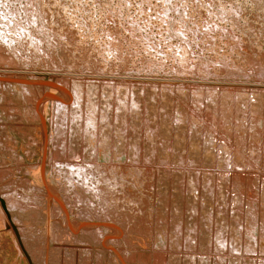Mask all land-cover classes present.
<instances>
[{"label": "bare ground", "instance_id": "6f19581e", "mask_svg": "<svg viewBox=\"0 0 264 264\" xmlns=\"http://www.w3.org/2000/svg\"><path fill=\"white\" fill-rule=\"evenodd\" d=\"M54 1L55 0H53V2ZM189 1H192V0H189ZM194 1H192V2H194ZM50 2L48 3L47 0H4V2H3V0H2V2L0 3V92L12 91V93H14L13 87H16V88L19 87L24 99L28 102H31L34 98V95H35L34 93H37V91H40L44 87L46 89L44 94L41 96L40 100H38V103L36 105H33L30 107L29 112H30L33 119L37 118L40 121V126H41L40 133L42 136L41 138L43 140L41 139L42 147L41 146L40 147L42 148V152H41L39 167L37 168L36 177H38L40 179V181H42V183L47 187L46 188L47 189V195L45 197H43L39 193L38 189H36L35 187H33L34 188L33 190L30 189L31 190L30 192L27 190L25 193H23L21 195L16 191L12 192L13 191L12 189L10 192V190H9L10 188L8 187V189H7V186H6V188L3 187V188H5V190L7 189L6 192L2 191L3 193L0 194V205L2 206V215H3L2 217L3 218L5 217L7 220L6 223H7L8 227L6 229L10 230L9 232H10V234L12 233L11 235L13 237L14 236L16 237V239H15V237H14V239L17 240L16 242H17V244H19L21 252L25 255L29 264H61V263L62 264H74L77 261L80 264H90L91 261H94V262L96 261L97 264H104V257L105 256L102 254V252L96 251L97 249L96 250L92 249L91 246H89L88 244L84 245V243L82 242L83 245L80 246L79 244L81 243V241L77 240V242H80L77 244L79 247L73 249V248L65 247L63 242L62 243L59 242L62 240V239L60 240V238L63 236L62 232L64 233V231L61 229V226L63 225L66 228V226L68 224H71V225L73 224L74 225L73 228L75 229V231H77V233H79L80 235L87 237L88 241L93 243V245L95 242V244L96 243L101 244V246L105 247V248L111 247L109 249L110 251H108L109 252V258L111 257L110 258L111 262L109 261L110 264H127L126 262H128L129 259H132L131 257H133L134 254H133V252L128 251L127 246H124V245H127L126 243L121 245V247H120V245H119L120 244L119 243L120 242V238H119L120 236H117L119 234L118 231L121 230L123 232L122 226H124V220L125 219H126V221H125L126 223L128 221V225H129V220L132 222V217H131L132 215L131 214H134L133 216H135V215L138 216V218H139V216L141 217L142 216L141 214H143V211H144V213L146 211V210H144V206H145L144 204H146L147 202H151L152 200L149 201V192H146V191H149V189H147V187H146V184H148V182L145 183V180L147 178L146 179L143 178L144 176H143V174H141V171L139 169L140 167L137 168L139 165L136 167V166H132L131 164H127L126 162L128 160L126 158L129 157L128 159H130V161H129L130 163L132 162L133 159H137V158L138 159L142 158L140 160L149 159L150 155L154 153V152H152V150H154V148L156 146L155 137H157V135L159 137L158 141L160 139V146L159 147L157 146L158 149H166L167 150L168 147L170 146L169 145L167 147V144H166L167 143L166 141H168V139L166 140V138L168 137L169 133H173V136H175V138H172V139H176L175 141H173L175 143V144H173L175 147H172V150H173V148L176 150L177 148L180 147L181 144L182 145L185 144L186 146L189 147V150L186 151V153L184 152L185 154H187L186 155L187 158L195 156L196 160L200 161L201 163H204V164L210 165V166L214 165L216 167L219 166L222 169H220L221 171H219L218 173L216 172V174L214 172L213 173H211V172L207 173L206 172V173L201 174V172L198 173L199 171L198 172L196 171L197 173H195V174L193 172H191V173H188V176H185V175L180 176L179 180L183 179V182L179 183V185L176 186V188L178 189L177 194H175V193L170 194L168 192V196L162 195L161 193H158L159 187L156 185V180H155V188L157 191V197L155 198V200H156L155 202H156L157 208L155 209V207H154V211L156 210V213L154 212L155 217L153 218V221L155 223L153 221L152 222L154 223L155 228H153V229H154V233H155L156 237L157 238L163 237V238H166V240H167L168 244L166 246L170 249V253L166 252V253H168L167 256L169 255V258L167 260V262H168L167 264H264V249H262L261 246L256 245L260 240L256 244H254L255 241L252 242L247 237V235L250 234L249 232H251V230L254 228V226L259 225L258 226L260 229V232L258 231V233H260L259 237L261 239H264V231H263L264 230V181L263 182L256 181L257 177L254 178L256 180L248 179L247 181H245L243 179L244 178L243 177L244 171L237 169V167H239V168L241 167V163L244 164L245 167L248 166V168H253V166L251 167L250 164H248L249 160L254 159V157H257L258 155H262L261 151L258 150V148L260 147L259 145H261V144H259V145L257 144L256 146H254L255 145L254 144L253 145L254 147H253L252 144H250V143L252 142V138H254V139L256 138L255 134H257L258 132L260 133V129H262V128L264 129V116L262 119L261 118L262 116L260 114H257V112L262 108L261 107V105H262L261 100H262V93L264 92V89L262 87H259L263 90H259L258 88H256V89H258V91L256 90L255 92H253L250 90V91H247V93L245 91H243V93L241 94L245 100V101L243 100V102L248 103L246 106L247 110H250V111H247V112L244 111V112L253 113V114H251V113L250 114L249 113L248 114L240 113V114L244 115L243 116L244 120H243V118L239 119L240 120L239 122L241 123V125H239L240 126L239 128L243 129V127L244 128L246 127L250 131L249 135L251 138H250V140H248V144H247V140L244 141V144L240 143L241 138H238L239 139L238 144H236L235 141L232 142V138H230L231 136H229L227 138L222 134V132H220V130L218 128H221L222 125L224 126V129L225 130L228 129L229 132H230V130L233 129L234 125L237 126L236 125L237 123L236 124L228 123V121L226 120L227 118H225L226 115L225 116L223 115L224 117H222V118H224L223 122L220 121L221 118L218 119L219 123H220V127L217 126L218 128L216 127V125H214V124H217V125L219 124L218 120H217V122L214 121L216 119H214L212 121L211 119L215 118V117L211 118L212 114H209L210 112H208V114L210 115V122L202 123V125L199 127L197 125H196V127H194V126L191 127L190 124L188 123V118L186 117L188 115L185 116L184 114H182L183 112H181L180 114H178V116H177V114H176V116L175 115L173 116L167 110L168 114L165 112V114L161 115L160 122L158 121L157 125L155 123L157 120H155V122L153 123L155 126V129H157V130L154 132L153 129H152V131L150 129V132H148L147 135L144 137V138H146V141H144V142H147V143L144 144L146 149H144V148L143 149L145 151H147V153H149V154H147L145 152L147 154V155H145V153L142 152L144 154V158H143V157H141V152H138L141 148V145H140V148H138V145L140 144V139H139V136H140L139 133L140 132L138 131L139 129H137V126L140 124L142 125V122H143V121H141L142 115L141 116H139V115L142 113V110H144V107L141 105L142 103L139 101V99L136 96V94H138V92L140 91L139 85H141V84L143 85V83H141L142 81L140 82V84L139 83L136 84L138 86L137 88L131 84V85H129V86H132L130 88H127V86L126 87L124 86V87H122V89H120L119 88L120 83H118L119 84L118 87H114V84H116V82H118L119 80L115 81V79H116L115 77L105 76L102 74L101 75L100 74H96V75L91 74L92 76H90V77L87 76V77L89 79L90 78H92V79L89 80L86 78V80L84 81L82 79H79V77H82L83 75L82 76L78 75L79 77L78 76L72 77L73 75L68 74L67 72H63L64 73L63 75L58 74V72H57L56 76L57 77L60 76V79L59 78L56 79L57 82H59V85L56 84V81H52L53 79L51 81L50 80L47 81V80L37 78V77H33V76L32 77H26V76L24 77L23 73L28 71L29 69H27L25 71L20 70L21 66L24 69V68H26L25 66H27L28 63H30V61H34L35 59L38 62L40 61V59H41V61H42V59H43V61H45V59H47V58L49 59L50 57L53 56V52H54V54H57L55 52H59V50L61 51L62 56H60L61 54L58 53V54H60V55H58V58L60 59V60H58L59 61L58 65H61V63H63L65 65L66 60H67V62L71 63V65H77L78 67L79 66L84 67L90 61V60H85L87 57L84 59V56H76L74 54L75 52L74 53H73V51L71 52V50L66 47V46H68V44L67 45L65 44L66 41H69L70 44L71 43L73 44L76 40L75 32H73L71 29L72 27L69 26V24L72 23L71 22L72 19L70 21H68L67 17H66L67 19L66 18L64 19V17L61 18L62 17L61 15H59V16H57V18L53 19L54 16L56 17L57 13L60 14L62 12L61 11L62 8L60 9L58 6L55 5L56 1L54 3L52 2V4ZM173 2L175 3V0ZM182 2H183V0H182ZM192 2L190 4H192ZM178 3H179V1H178ZM186 3L187 2H183L182 4H184V6H185ZM188 3H187L186 7H188ZM194 3H196V2H194ZM163 4H165V7H166V3L163 2ZM179 4H181V3H179ZM198 4H199V6H201L200 2ZM212 4L213 3H211V5ZM161 6H162V3H161ZM180 6H182V5H180ZM180 6H177V8H179ZM206 6H205V10H206ZM54 7L58 8L57 9L58 11L54 10L55 9ZM162 7L165 8L164 6H162ZM192 7H193V5H192ZM163 8H161V9H163ZM174 8H176V7H174ZM200 8H199V10H200ZM180 9H181V7H180ZM186 9H188V8H186ZM193 10L195 11V8H193ZM184 11H185V9H184ZM189 11H191L190 8H189ZM196 11L198 12V10H196ZM196 11L192 14L195 15ZM176 12H179V11H176ZM191 12H187V13L191 14ZM181 13H183V12H181ZM209 13H208V15H209ZM212 13H214V11ZM212 13H210V14H212ZM160 14L162 15V13H160ZM143 15H144V13H143ZM164 16H165V14H164ZM179 16H182V15H179ZM58 17H60V19H58ZM183 17H184V13H183ZM183 17H182V19H183ZM192 17L194 18L193 15H192ZM201 17H203V16H201ZM160 18H161V16H160ZM185 18H187V17H185ZM218 18H219V16H218ZM61 19H64V20H61ZM162 19L163 18H161V20ZM178 19L181 20L180 17ZM212 19H213V17H212ZM53 20H54V22H53ZM58 20L61 21L60 25H61V27H63V30L65 32L63 31L62 33H60L61 31L60 32L58 31V33H60V34H58V36H56L57 35L56 34L57 26H56V31H55V28H53V26H55V22H57ZM148 20H149V18H148ZM201 20H199V21H201ZM182 21H184V20H182ZM182 21H180V22L182 23ZM204 22H205V20H204ZM145 24H146V22H145ZM147 24H148V22H147ZM60 25H58V26H60ZM188 25L185 27L186 28L189 27ZM224 25H225V23H224ZM87 26H86V28L89 29ZM164 26H166V25H164ZM168 26H169V24H168ZM174 26L177 27V25H174ZM211 26H213V24ZM205 27L206 26L204 25L203 28H205ZM59 28L60 27H58V29ZM87 29H86V31L89 32L90 29L89 30H87ZM115 29L117 30V28H115ZM115 29L113 31L114 35H116V33H118V30L116 33H114ZM218 29H219V27H218ZM61 30H62V28H61ZM179 30H180V28H179ZM182 30L184 32L180 30L181 32H178V33L184 34L185 31H187L188 29L187 30L182 29ZM201 30L203 31L202 28H201ZM201 30H200V32H201ZM206 30H207V28H206ZM221 30H222V28H221ZM191 31H190V33H191ZM225 31L227 32V30H225ZM176 32H177V30H176ZM195 32L197 33V31H195ZM226 32H224V34ZM93 33H94V31H93ZM171 33H173V32H171ZM186 33H188V31ZM186 33L184 35H186ZM192 33H194V32H192ZM206 33H207V35L204 34L202 36H205V37L209 36L208 31ZM110 34L111 33L108 32V36ZM201 34H203V33H201ZM82 35H83V33H82ZM117 35H120V34H117ZM214 36H211V38ZM234 36H235V34H234ZM119 37H121V36H119ZM119 37H117V39ZM196 37H197V35L195 36V38ZM220 37L222 38V35ZM110 39L112 41V37L109 38L108 40H110ZM206 39H208V37ZM120 40H122V38ZM77 41L78 40H76L75 43H77ZM206 41H208V40H206ZM210 41H212V40L210 39L209 43H207V44L211 45ZM215 41H212V45L215 43ZM119 42L117 40V43H118L117 46L119 45ZM239 42H240V40H239ZM109 44L111 45V43H109ZM112 44H115V42ZM157 44H158V42H157ZM240 44H242V43H240ZM214 45H216V44H214ZM111 46H114V45H111ZM120 46H121V43H120ZM120 46H118V47H120ZM211 47H213V46H211ZM176 48L178 50V47H176ZM176 48H175V50H176ZM253 48H254V46H253ZM113 49H115V48H113ZM122 49L120 47L119 50H122ZM119 50H118V52H119ZM111 51H112V49H111ZM188 51L189 50H186L187 53H189ZM114 52L115 51H113V53ZM116 52H115V54H116ZM180 52H182V50ZM235 52H237V51H235ZM106 53L107 52H105L104 54H106ZM108 53H109V51H108ZM119 53L121 54V51ZM176 53H177V51H176ZM51 54H52V56H51ZM109 54L111 55V52ZM184 54H185V52H184ZM118 55L119 54L114 55V58H115V56H118ZM166 55H167V53H166ZM187 56H189V55H187ZM55 57H57V56L55 55ZM108 57H109V55H108ZM258 57L256 58V60L258 59ZM104 58H102V59H104ZM122 58H123V56H122ZM126 58H127V56H126ZM174 58H176V57L174 56ZM184 58H185V56L183 57V59ZM54 59L55 58L53 57V60ZM107 59H109V58H107ZM180 59H181V57H180ZM183 59H182V62L183 63L185 62V64H186L187 59L185 58L184 59L185 61H183ZM191 60L192 59H190L187 62H190ZM246 60H247V58H246ZM253 60L255 61V59H253ZM36 61H35V63H37ZM54 61H56V60H54ZM144 61H145V59H144ZM231 61H233V59ZM261 61H262V58H261ZM261 61H260V64H263L262 63L263 61L262 62ZM51 62L53 63L52 59H51ZM76 62L78 64H76ZM257 62H259V61H257ZM56 63H58V62H56ZM90 63H91V61H90ZM151 63H153V62H151ZM162 63H163V60H162ZM169 63H172V62H169ZM224 63H226V62H224ZM224 63H222V65ZM247 63H249V62H247ZM255 63H256V61H255ZM47 64L49 65L51 63L47 62ZM190 64H191V62H190ZM231 64L232 63H230L229 65H231ZM235 64H237V66H238V63H236V60H235ZM3 65H6V66H3ZM68 65L69 64H66L67 67H68ZM116 65H118V64H116ZM145 65H146V62H145ZM194 65L196 66V64H194ZM210 65H212V64H210ZM1 66H3V67H1ZM51 66H53V64ZM189 66H191V65H188V68H189ZM235 66H232V67H235ZM239 66L241 67L240 64H239ZM28 67H29V65H28ZM88 67H90V64ZM91 67H93V66L91 65ZM221 67L219 66V68H221ZM256 67H260V66H256ZM262 67H264V64ZM195 68H197V67H195ZM223 68H226V64H225V67H222V69ZM227 68H228V66H227ZM250 68L252 69V67H250ZM204 69L206 70L207 68H204ZM204 69L201 71H204ZM233 69H231L232 72H233ZM196 71H195V73H196ZM213 71H214V69H213ZM234 71H238V70H236V68H235ZM179 72H181V71H179ZM210 72H211V70H210ZM65 73H67V74H65ZM204 73H205V71H204ZM239 73H241V72H239ZM77 74H79V73H77ZM258 74H259V72H258ZM61 77L65 78V79H62ZM135 80H136V78H135ZM185 82L183 85H185ZM122 83H124V82H121V84ZM199 83H202V82H199ZM128 84H130V83H128ZM163 84H165V82ZM168 84H170V83H168ZM171 84L175 85L176 83L175 84L171 83ZM151 85H153V84H151ZM154 85H155V82H154ZM173 85H171V86H173ZM178 85H179V83H178ZM183 85H180V87ZM164 86H166V85H164ZM234 86L235 85H233V87ZM160 87H162V86H160ZM185 87H187V86H184V88ZM192 87H194V86H192ZM209 87H212V86H209ZM216 87H218V86H216ZM224 87L226 89V86H224ZM224 87H222V88L224 89ZM178 88L179 87L177 86V89ZM194 88H202V87L196 86ZM205 88H206V85L204 86L203 89H205ZM220 88H221V86H220ZM235 88H237V87L235 86ZM152 89L156 90L157 85L155 86V88H152ZM193 89H191V91H194ZM214 89H218V88H214ZM251 89H253V88H251ZM137 90H139V91H137ZM161 90H162V88L160 89V93L162 92ZM182 90H180V91H182ZM208 90H210V88ZM243 90H245V89H243ZM202 91H204V90H202ZM214 91H215V93H214V95H215L216 90H214ZM214 91H212V94ZM220 91H221V89H220ZM222 91L224 92L225 90H222ZM238 91H239V88H238ZM146 92L147 91H145V93ZM207 92H206V95L208 94L207 100H209L210 102H213L212 104L215 103L214 108L215 107L218 108L217 106L219 104H221L220 100H222V98H224L222 95H225L226 91H225V94L222 93V95H221L222 98H220L219 102H218L219 95L215 99L214 96L212 98V96L210 95L211 92L210 93H207ZM239 92L241 93L242 91H239ZM248 92H250L252 94L253 93H256V94L252 95V94H249ZM188 93H189V91H188ZM192 93L194 94V92H192ZM197 93L198 92H196V95L199 96ZM258 93H260L261 95ZM164 94L166 96L171 95V93H169V92H167V93L164 92ZM178 94H179V92H178ZM246 94H247V96H245ZM187 95H185L183 92V93H181L180 96H178V97L183 96V100H182V98H179L182 101V104H181V102L178 103L180 107L184 108L185 105H187V106L189 105V103L185 104L186 100H184V99H186ZM237 95H238V92H237ZM237 95L235 94V96L238 99V96L240 94L238 96ZM115 96H116V98H115ZM197 96H195V97H197ZM227 96H229V94ZM233 96H234V94H233ZM255 96H257L258 98ZM138 97H140V93L138 94ZM215 97H216V95H215ZM112 98H115L114 100L116 101L114 107L112 106V104H110V102L113 100ZM159 98H160V96H159ZM164 98H166V97H164ZM170 98H172V97H170ZM190 99L188 101H190ZM226 99L224 98L225 101L228 100V99L227 100ZM49 100H52V102H53L52 118L54 117V120L52 119L53 120L52 126H55V127H54L52 134L50 136H48V139H47L44 116H45V112H46V102ZM191 100H193V98ZM195 100H196V98H194L193 101H195ZM229 100H230V98H229ZM232 100L235 101L236 98H235V100L234 99H232ZM232 100L230 103L233 102ZM149 101H150V99H149ZM263 101H264V99H263ZM152 102H153V99H152ZM203 102H205V105H206V101H203ZM223 102L224 101L222 100V103ZM33 103H36V102H33ZM100 103H101V106H100ZM111 103H113V102H111ZM196 103H198V101H196ZM227 103H228V106L225 105L226 108L232 106L228 101H227ZM237 103H238V101L236 102V104ZM200 104L201 103L197 104V105H199L198 107H200ZM202 104H201V106H202ZM232 104H234V102ZM242 104H244V103H242ZM144 106L147 108V110L153 109V107L150 105H149L150 107L148 106L149 108L146 106V104ZM210 106H209V108H210ZM235 106H238V105H235ZM12 107L13 106H11V108ZM221 107L224 108L223 104ZM14 108L15 107H13V109ZM146 108H145V110H146ZM202 108H203V106H202ZM206 108H208V106ZM209 108L207 110H209ZM211 108H212V106H211ZM199 109H201V108H199ZM218 109H220V108H218ZM230 109H233V107ZM234 109H236V107ZM16 110L19 111L18 108H16ZM180 110L181 109L178 108L177 112ZM153 111H152V113H153ZM236 111H237V109H236ZM10 112H11V109H10ZM162 112H161V114H162ZM206 112H203V113L206 114ZM221 112L222 111H220V113ZM227 112L224 114H227ZM232 112H234V110ZM232 112H230V113H232ZM12 113H13V111H12ZM198 114H201V113H199V110H198ZM205 114L204 115L202 114V115L206 116V117L209 116V115H205ZM240 114H238V115H240ZM128 115H130V119H129ZM147 115L149 116V114H146V115L144 114V116H147ZM248 115L250 116L249 117L250 119L248 118L250 120L249 122H247L245 120V118L248 117ZM148 116L146 118H148ZM151 116H152V114H151ZM146 118H144V120H147ZM217 118H219V117H217ZM231 118H232V116H231ZM149 119H151V118H149ZM202 119H204V118H202ZM207 119H209V117ZM191 120H194V119H191ZM262 122H263V127L260 128ZM196 124H197V122H196ZM227 126H228V128H227ZM235 126H234V128H235ZM239 128H235V129L237 130ZM156 132H157V134H155ZM263 132H264V130H263ZM174 133H175V135H174ZM182 134H183V136H182ZM231 134H233V133H231ZM141 138L143 140V137H141ZM262 138H264V137L262 136ZM169 139H171V138H169ZM248 139H249V137H248ZM234 140H236V139H234ZM258 140H259V138H258ZM138 142H139V144H138ZM154 142H155V145L152 144L154 146H151V144L150 145L148 144V143H154ZM171 142H172V140H171ZM171 142H169V143H171ZM48 144L52 145V148L50 146L49 150H48V146H47ZM239 144L241 145V147ZM176 145L177 146L179 145V147H177ZM262 145H264V143ZM171 146H172V144H171ZM171 146L169 147V149L171 148ZM182 148H179V150L181 151ZM175 152L177 153L179 151L176 150ZM175 152H173V153L175 154ZM176 155H178V153ZM167 156H170L169 152L167 153ZM101 157H105V158L102 159ZM123 158L126 159L125 163H121V162H123ZM158 158H160V157H158ZM261 158H263L262 160L264 161V154ZM151 159H153V158H151ZM161 159L163 161L166 158L161 157L160 160ZM47 160H49L48 163L51 166V168L53 167L54 170H56V171L58 170L57 172H60V175L61 174L65 175L64 178H65V180H67V183L64 182V186H65L64 192H65V194L68 193V195H69V193H70L72 195V196L71 195L70 196H71L72 203H74V205H72V206H71L72 203H70V206H69L70 211L75 212V214L78 215L80 221L72 220V218L70 219V217L68 215V211L66 210L68 208V206H66V205H68V204L65 203V201H64L65 199L62 200L65 195L60 197V195L58 194L60 192V190H58L57 188L60 189L62 187L61 184L63 185V183L61 180H63V178L60 180L61 184L59 183L60 181L58 180L57 177L56 178L59 182L51 179V181L54 182V185H56V187H52V185L49 182L50 180L48 181L47 177L48 176L50 177V175L48 174V176H47V174H46L48 172L47 165H46ZM137 160H135V161L137 162ZM166 161H167V159H166ZM138 163H139V161H138ZM224 168H225V170H223ZM228 169L230 171H227ZM4 172H5V170H4ZM53 172L55 173V171H53ZM57 172H56V174L58 175ZM228 172H231V173H228ZM242 172H243V176H242ZM2 174H5V173H0V178L5 177V175L3 177ZM31 175H33V174H31ZM61 177H63V176H61ZM246 178H249V176H246ZM259 178L260 177H258V180H259ZM33 183H35V182H33ZM68 183L70 186H68ZM12 186H13V184H12ZM64 186H63V188H64ZM43 189H45V188H43ZM20 193H22V192H20ZM245 194L247 196H245ZM66 197H67V195H66ZM66 197H64V198H66ZM178 197H180V198L183 197V200H185L186 205L185 204L183 205L185 207H183L181 205H176V208L174 209L173 204H172V200L173 199L175 200ZM68 198L69 197H67V199ZM42 199H43V201H42ZM67 199H66V201H67ZM157 201L159 202L160 205H157ZM25 203H31L30 205H32L34 203L38 204V205H43V208H45V210H47L49 218L46 216L47 218H46V222L44 224L45 226L42 229L41 228L40 229H34L33 226H32L33 228L32 227L29 228L28 226L27 227L23 226V224H22L23 223V216L22 215L27 210V206H28V205H25ZM50 203L52 204V207H50ZM256 203H258L257 207H255ZM35 204L32 207L29 206V209L33 210L32 212L30 211L31 212L30 213L31 218L34 220L37 219L38 217L44 218L45 216H43L42 214L46 215L45 214L46 211L44 210L42 213H39L40 211L38 209H36L37 207L35 206ZM149 205H150V203H149ZM53 206L55 208H53ZM146 206H147V204H146ZM53 210L54 211L57 210L56 213H54ZM70 211H69V213H70ZM146 214L147 213H145L144 216H146V218L149 217ZM148 214H150L149 211H148ZM128 216H130L131 219L128 218L129 219L128 220L127 219ZM55 217L58 220L57 219L54 220ZM31 218H29V219H31ZM134 218H136V217H134ZM148 219L151 222V218L149 217ZM148 219H147V221H148ZM140 220L141 219L139 218L137 221L139 222ZM26 221H27V219H26ZM145 221H146V219H145ZM145 221L142 222V223H144V225L146 224ZM133 222H134V220H133ZM140 223H141V221H140ZM136 224H134V225H136ZM36 225L37 224H35V226ZM131 226L133 228L132 224H131ZM138 226L139 225H137V227ZM149 226L151 227V225H149ZM137 227H136L135 231L137 229H139V227L138 228ZM145 227L146 226H144V228ZM147 228H148V226H147ZM147 228H145V230ZM72 229L69 230V233L66 232V235L68 234V235H71V237H72L73 234H71V232H70V231H72ZM128 229L129 228H127V231H128ZM148 229H150V228H148ZM131 230L132 229H130V231ZM148 231H150V230H148ZM127 233H129V232H127ZM145 233H147V231H145ZM74 234H75V232H74ZM148 234H150V232ZM75 236L77 238L76 234H75ZM65 238H66V236H65ZM74 238L72 239V242H73V240L76 239V238L75 239ZM257 238H258V236H257ZM80 239H82V238L80 237ZM65 240L67 241V239H65ZM110 240H111V242L113 241L112 243H115L116 246L118 244L119 245L118 247H120L122 252L119 253L117 250L113 249L112 246H115V245H113L112 243L109 244ZM70 242H71V240H70ZM75 242H76V240H75ZM75 242H73V243H75ZM49 243L56 244L57 246H55L54 249L51 248L50 250H48V248H49L48 244ZM70 246H74V245H70ZM99 248H100V246H99ZM179 248L183 252H175L174 251V250L177 251V249L179 250ZM101 251H102V249H101ZM113 251L115 253L114 256L117 258V259L115 258L116 259L115 261L113 259V256L111 255ZM63 253H64V255H63ZM104 253H106V252H104ZM160 253H159V255H160ZM157 255H158V252H157L156 256ZM162 256L164 258V254ZM162 256H161V258H162ZM140 258H138V259H140ZM62 259H64V262ZM154 259H155L154 261H156V258H154ZM106 261H108V260H106ZM160 262H158V263L161 264L164 261L161 263Z\"/></svg>", "mask_w": 264, "mask_h": 264}, {"label": "rangeland", "instance_id": "374dc122", "mask_svg": "<svg viewBox=\"0 0 264 264\" xmlns=\"http://www.w3.org/2000/svg\"><path fill=\"white\" fill-rule=\"evenodd\" d=\"M55 1H54L55 5L58 6L60 9L62 8L61 11L63 13L62 12L60 14L57 13L58 15L56 14V17L54 16L53 19L57 18V16H59V15L62 16V17L60 16L61 18L64 17V19L67 17L68 21H70L72 19L71 22L73 24L70 23L69 26L72 27L71 29L73 32H75L76 40H78L77 43H75L76 42V40H75V42L73 44L72 43L70 44L69 41H66L67 43L65 42V44L66 45L68 44V46L70 48L68 46H66V47L68 49H70L71 52L72 51H73V53L75 52L74 54L76 56H84V59L87 57L85 60H90L91 63L89 61L86 66H84V67L79 66L78 67L77 65H71V63L67 62V60L65 59L66 64H69L68 67L66 66V64L64 65L63 63H61V65H58L59 64L58 60H60L58 58V55L61 54L60 56H62V53L59 50V52H55L57 54H54V52H53V56L51 54L52 57H50V58L52 59L53 63L51 62L50 58H49L50 60L48 58L47 59L44 58L46 62L43 61V59H42V61L40 59L39 62L36 61V59L35 60L33 59L34 61H30V63H28L29 67L27 65V66H25L26 68L23 69L21 66L20 70L25 71V70L29 69L28 71L24 72L25 74L23 73L24 77L25 76L26 77H32L33 76V77L41 78V79H44L47 81H49V80L51 81L53 79L52 81H56L57 85H59V82H57L56 79L57 78L60 79V76H58V77L56 76L57 72H58V74H61V75L64 74L63 72H67L68 74L73 75L72 77H77L78 75L79 76L83 75L82 77H79V76L78 77H79V79H82L84 81L86 80V78L89 79L88 77L92 76L93 74H95V75L96 74H100V75L102 74L105 76H112V77L116 78L115 81L119 80L118 82H116V84H114V87H118V85H119L118 83H120V85H119L120 89H122V87H124V86L125 87L127 86V88H130V87H132V86H129L131 84L137 88L138 86L136 84L137 83L140 84V82L142 81L141 82V83H143V85L141 84L142 86L138 84L140 91L137 90V91H139L138 94L140 93L141 98L138 97V94H136L137 98L142 103L141 105L144 107V110H142V113L139 116L142 115L144 118H146L148 115L144 116V114L145 115L149 114L148 118H146L147 120H144V118L141 116V118H142L141 121H143L142 125L140 124L137 126V129H139L138 131L140 132L139 133L140 144L138 142V144H139V145L137 144L138 148H140V145H141V148L138 152H141V157H143V158H144V154L142 152L147 153V151L144 150V149H146L144 144L147 143V142H144V141H146V138H144V137L147 135L148 132H150V129H151V131L153 129L154 132L157 130V129H155V126L153 123L155 122V120H157L155 122L157 125L158 121L160 122L161 115L165 114V112L167 114L169 112L173 116L174 115L176 116V114L178 116V114L183 112L182 114H184L185 116L188 115L186 117L188 118V123L190 124L191 127H193V126L196 127V125L199 127L202 125V123L210 122V115L209 114H212V115L214 114L213 116L211 115V118L212 117H215V118H212L211 120L213 121L214 119H216V120H214L215 122H217V120L220 118H221L220 121L223 122L224 118H222V117H224L226 115L225 118H227L226 120L228 121V123H234V124L237 123L236 124L237 126H235V125L234 126H235V128H239L240 127L239 125H241V123L239 122L240 121L239 119L243 118V120H244V117H243L244 115H242V114L243 113L245 114L247 111H250V110H247L246 106L248 103L243 102L244 97L241 94L243 93V91H245L247 93V91H250V90L255 92L256 90L258 91V89L259 90L264 89V76H263L264 75V69H263L264 67H262L264 64V0H251V1L250 0H200V1L199 0H195V1L192 0L196 3L189 1V0H186V1L183 0V2H187V3L189 2L188 7H186L187 3L185 6H184L185 3L182 4L183 3L182 0H175V3L173 2L174 0H164V1L163 0H150V1L149 0H55ZM178 1L181 4H179ZM198 1L200 2L202 7L199 6ZM209 1L213 4L211 5V3ZM1 2H2V0H0V3ZM3 2H4V0H3ZM47 2L48 3L50 2L52 4L53 0H47ZM163 2L166 3V7H165V4H163ZM191 2H192V4H190ZM161 3H162V6H164L166 9L161 6ZM180 5H182V6H180ZM192 5H193V7H192ZM177 6H180L182 10L180 9V7L177 8ZM205 6H206V10H205ZM174 7H176V8H174ZM198 7L199 8L201 7L200 10ZM161 8H163V9H161ZM186 8H188V9H186ZM189 8L192 12L189 11ZM193 8H195V11L198 10V12L196 11L197 15L192 14L195 12L193 10ZM57 9L58 8H55L54 10L58 11ZM184 9H185V11H184ZM212 10L214 11V13H212L213 12ZM176 11L183 12L184 17H183V13H181V12L179 13ZM208 11L212 14H210ZM187 12H191V14L187 13ZM143 13H144V15H143ZM160 13H162V15ZM208 13H209V15H208ZM164 14H165V16H164ZM179 15H182V16H179ZM187 15L188 16L190 15L191 17L190 16L188 17ZM192 15L194 16V18L192 17ZM160 16H161V18H163L162 20H161ZM178 16L181 18V20L178 19L179 18ZM201 16H203V17H201ZM218 16H219V18H218ZM60 17H58V19H60ZM182 17H183V19H182ZM185 17H187V18H185ZM212 17H213V19H212ZM148 18H149V20H148ZM64 19H61V20H64ZM182 20H184V21H182ZM199 20H201V21H199ZM204 20H205V22H204ZM180 21H182V23ZM222 21L225 23V25ZM53 22H54V20H53ZM60 22L61 21L58 20L57 22H55V26H53V28H55V31H56V26H57V31H56L57 35L56 36H58V34H60L64 31L63 27H61V25H60ZM145 22H146V24H145ZM147 22H148V24H147ZM168 24H169V26H168ZM212 24H213V26H211ZM58 25H60V26H58ZM164 25H166V26H164ZM174 25H177L178 28ZM187 25L189 27L186 28L185 26H187ZM204 25L206 26L205 28H203ZM86 26L90 30L87 29ZM58 27H60V28L58 29ZM218 27H219V29H218ZM61 28H62V30H61ZM115 28H117L118 33H116L117 30ZM179 28L181 31H183L182 29H184V30L188 29L187 30L188 33H186L187 31H185L186 35H184L185 33L179 34L178 32H181L179 30ZM201 28L203 29V31L201 30ZM206 28H207V30H206ZM221 28H222V30H221ZM86 29L89 30V32L86 31ZM114 29H115L114 33H116V35L113 34ZM190 29L191 30L193 29L194 31L193 30L191 31ZM176 30H177V32H176ZM200 30H201V32H200ZM204 30L206 32L208 31V35H209V36H207L208 39H206L207 37L202 36L204 34L207 35V33ZM225 30H227V32ZM58 31L59 32L61 31V32L58 33ZM93 31H94V33H93ZM190 31H191V33H190ZM195 31H197V33ZM81 32L83 33V35ZM108 32L111 33L109 35L110 37L108 36ZM171 32H173V33H171ZM192 32H194V33H192ZM224 32H226V33L224 34ZM201 33H203V34H201ZM117 34H120V35H117ZM195 34L197 35V37H196L197 39L195 38V36H196ZM234 34H235V36H234ZM221 35H222V38L220 37ZM119 36H121V37H119ZM211 36H214V37L211 38ZM106 37L108 39L112 37V41H111V39L108 40ZM117 37H119V38L117 39ZM121 38H122V40H120ZM210 39L212 41L216 40L215 43L213 42L216 45H214V44L212 45V41H210L211 45L207 44V43H209ZM238 39L240 40V42ZM117 40H118V42L120 41L118 46H120V43H121L120 47H121V49L123 48L122 50H119L120 47L117 46V44H118ZM206 40H208V41H206ZM114 42H115V44H112ZM157 42H158V44H157ZM109 43H111V45H114L115 47L111 46ZM240 43H242V44H240ZM211 46H213L214 48ZM253 46L255 49L253 48ZM176 47H178V50ZM110 48L112 49V51ZM113 48H115V49H113ZM175 48H176V50H175ZM118 50H119V52L121 51V54L118 52ZM181 50H182V52L184 51L185 54H184V52L183 53L180 52ZM186 50H189L188 51L189 53H187ZM104 51L107 53L104 54L105 53ZM108 51H109V53L111 52V55L108 53ZM113 51H115V52L117 51L116 54H115V52L113 53ZM176 51H177V53H176ZM235 51H237V52H235ZM58 53H60V54H58ZM166 53H167V55H166ZM117 54H119V55L115 56V58H114V55H117ZM55 55L57 57H55ZM108 55H109V57H108ZM121 55L123 56V58ZM187 55H189V56H187ZM126 56H127V58H126ZM174 56L176 58H174ZM184 56L187 59V61H189L190 59L193 60V61L192 60L190 61L191 64H190V62H187V61H186V64H185V62L184 63L182 62V59ZM53 57L55 58L54 60H56V61L53 60ZM180 57H181V59H180ZM257 57H258V59L256 60ZM102 58H104V59H102ZM107 58H109L110 60ZM246 58H247V60H246ZM261 58H262L263 62L261 61ZM144 59H145V61H144ZM184 59H183V61H185ZM232 59H233V61H231ZM253 59H255L256 63ZM162 60H163V63H162ZM235 60H236V63H238V66L240 64L241 67L240 66L238 67L237 64H235ZM35 61L37 63H35ZM257 61H259V62H257ZM260 61L263 64H260ZM47 62L51 63V64H49L50 66L47 64ZM56 62H58V63H56ZM145 62H146V65H145ZM151 62H153V63H151ZM169 62H172V63H169ZM224 62H226V63H224ZM247 62H249V63H247ZM222 63H224V64L222 65ZM230 63H232V64L229 65ZM52 64H53V66H51ZM76 64H78V63L76 62ZM89 64H90V67H88ZM116 64H118V65H116ZM194 64H196V66ZM210 64H212V65H210ZM225 64H226V68L222 69V67H225ZM91 65L93 67H91ZM188 65H191V66H189V68H188ZM3 66H6V65H3ZM3 66H1V67H3ZM194 66L197 68H195ZM219 66L220 67L222 66V67L219 68ZM227 66H228V68H227ZM232 66H235V67H232ZM256 66H260V67H256ZM250 67H252V69ZM204 68H207V69L205 70ZM233 68L234 69L236 68V70H238V71H234ZM203 69H204L205 73H204V71H201ZM213 69H214V71H213ZM231 69H233V72L231 71ZM210 70H211V72H210ZM179 71H181V72H179ZM195 71H196V73H195ZM257 71L259 72V74ZM239 72H241V73H239ZM67 73H65V74H67ZM77 73H79V74H77ZM135 78H136V80H135ZM62 79H65V78H62ZM90 79H92V78H90ZM121 82H124V83L121 84ZM154 82H155V85H154ZM164 82H165V84H163ZM184 82H185V85H183ZM199 82H202V83H199ZM128 83H130V84H128ZM168 83H170V84L176 83L177 85L171 84V85H173V86H171ZM178 83H179V85H178ZM151 84H153L154 86ZM156 85H157L158 90L152 89V88H155ZM164 85H166V86H164ZM180 85H183V86L180 87ZM205 85H206V88L203 89ZM233 85H235L237 88H235V86L233 87ZM160 86H162V87H160ZM177 86L179 87L178 89H177ZM184 86H187V87L184 88ZM192 86H194V87L197 86V87H202V88H194ZM209 86H212V87H209ZM216 86H218V87H216ZM220 86H221V88H220ZM224 86H226L227 90L225 89ZM208 87L210 88V90H208L209 89ZM222 87H224V89ZM250 87L253 89H251ZM259 87H262L263 89H261ZM161 88H162L161 91L163 93L162 92L160 93ZM214 88H218V89H214ZM238 88H239V91H242L241 93L238 91ZM256 88H258V89H256ZM191 89H193L194 91H191ZM220 89H221V91H220ZM243 89H245V90H243ZM13 90H14V93H12V91L0 92V173H5V174H2L3 177H4V175H5V177L0 178V183H1L0 184V188H1L0 194H2L3 192H6L8 187L10 188L9 189L10 192L12 189L13 190L12 192L16 191L21 195L23 193H25L27 190L30 192L31 190L34 189L33 187H35L36 189H38L39 193L43 197H45L47 195V189H46L47 187L42 183V181H40V179L38 177H36L37 168L39 167L40 157H41V152H42V148H41L42 147V145H41V139H42L41 137L42 136L40 133L41 126H40L39 119H37V118L33 119L29 110H30L31 106L36 105L38 103V100H40L41 96L44 94L46 89L44 87L40 91H37L38 94L34 93L35 95H34V98L31 102H28L24 99L19 87L18 88L13 87ZM180 90H182L185 95L188 94L186 96V99H184V100H186L185 104L189 103V105L188 106L185 105L184 108L180 107L178 104L180 102L182 104V101L179 98H182V100H183V96L178 97L181 95V93H183ZM202 90H204V91H202ZM211 90L212 91L216 90V94H215L216 97L214 95L215 91L212 94ZM222 90H225L226 94H225V91L223 92ZM145 91H147V92L145 93ZM188 91H189V93H188ZM164 92L165 93L169 92V93H171V95L166 96L164 94ZM178 92H179V94H178ZM192 92H194V94ZM196 92H198L197 94L200 97L196 95ZM206 92L207 93L211 92L210 95L212 96V98L214 96L215 99L219 95L218 102H219L220 98H222V96L225 99L227 98L228 100L227 99L226 100L229 103L231 102L232 99L235 100V98H236V100L235 101L232 100L234 102V104H232L233 103L232 102V103H230L232 106L229 104L231 107L226 108L225 105L228 106V103H227V101L224 100V98H222V100L224 102L222 103V100H220L221 104H219L217 106L220 109H218L216 107L214 108L215 103L212 104L213 102H210L209 100H207L208 94L206 95ZM237 92H238V95L240 94L239 96L237 95ZM222 93L225 95H222ZM227 93L229 94L230 97L227 96L228 95ZM248 93L252 94L250 92H248ZM233 94H234V96H233ZM235 94L238 96V99L235 96ZM253 94L255 95L256 93H253ZM258 94H260V93H258ZM194 95L197 97H195ZM159 96H160V98H159ZM245 96H247V94ZM164 97H166V98H164ZM170 97H172V98H170ZM187 97L189 99L193 98V100H194V98H196V100L193 101L190 99V101H188L189 99ZM255 97H257V96H255ZM115 98H116V96H115ZM115 98H112L113 100L111 101L114 104L110 102V104H112L113 107L116 103V101L114 100ZM229 98H230V100H229ZM149 99H150V101H149ZM152 99H153V102H152ZM263 99H264V92L262 93V100H261L263 106L261 105L262 108L257 112V114H260L262 116L261 117L262 119L264 116V114H263L264 113V101H263ZM196 101H198V103H201V104L203 103L202 104L203 108H202L201 104H200V107H198L199 105H197L198 103H196ZM203 101H206V105H205V102H203ZM237 101H238V103L236 104ZM33 102H36V103H33ZM242 103H244V104H242ZM145 104H146V106L149 104L150 106L153 107V109H151V110L148 109L150 111L149 112L147 110V108L144 106ZM222 104H223L225 109L221 107ZM210 105L212 106V108ZM233 105L234 106L238 105V106H235L237 111H236V109H234L235 107ZM11 106H13L15 108L13 109V107L11 108ZM100 106H101V103H100ZM207 106H208V108L210 106V108H209L210 111L207 110L208 109V108H206ZM232 107H233V109H230ZM16 108H18L19 111H17ZM145 108L148 112L145 110ZM178 108L181 110L177 112ZM199 108H201V109H199ZM10 109H11V112H10ZM167 110H168V112H167ZM198 110H199V113H201V114H198ZM233 110H234V112H232ZM12 111L14 114L12 113ZM152 111H153V113H152ZM202 111L203 112L207 111V112L205 114ZM220 111H222L221 112L222 114L220 113ZM244 111H246V112H244ZM161 112H162V114H161ZM208 112H210V113L208 114ZM226 112H227V114H224ZM230 112H232L233 114L235 113V114L233 115ZM52 113H53V102H52V100H49L46 102V112H45V116H44L47 139H48V136H50L52 134L54 127H55V126H52L53 125L52 123L54 120V117L52 118V115H53ZM240 113H242V114H240ZM248 113L250 114L251 112H248ZM248 113H246V114H248ZM151 114H152V116H151ZM202 114L203 115L204 114L209 115L208 116L209 119H207L208 117L203 116ZM238 114H240V115H238ZM251 114H253V113H251ZM230 115L232 116V118ZM128 117L130 119V115H128ZM217 117H219V118H217ZM249 117L250 116L248 115V117L245 118V120L247 122L250 121ZM149 118H151V119H149ZM202 118H204V119H202ZM191 119H194V120H191ZM196 122H197V124H196ZM218 123H219V120H218ZM214 125H216V127L217 126L220 127V123L218 125L217 124H214ZM234 126H233V129L230 130V132L228 131V129L225 130L223 125L221 128H218V127L217 128L220 130V132H222V134L225 137L228 138L229 136H231L230 138H232V142L235 141V143L238 144V140H239L238 138H241L240 143L244 144V141L247 140V144H248V140H250V138H251L249 135V133H250L249 129H247L246 127L245 128L243 127L244 130L240 129V128L236 130L234 128ZM262 127H263V122H262L260 128H262ZM227 128H228V126H227ZM263 130H264L263 128L260 129V133L258 132L257 134H255L256 138L255 139L252 138V142L250 143V144H252V146L254 144H255L254 146H256L257 144L258 145L261 144V145H259L260 147L258 148V150L261 151L262 155H258L257 157H254V159L249 160V162H248V164H250L251 167L253 166V168H248V166L245 167V165L242 163H241L240 168L237 167L238 170L244 171V176H243V172H242V176L244 177L243 179L245 181H247L248 179H254L256 177H257V180L256 179H254V180L259 181V182L264 181V161L262 160L263 158H261L264 154V150H263L264 145H262L264 143V141H263L264 138H262V136L264 137ZM175 133H174V135H175ZM231 133H233L234 135ZM155 134H157V132ZM182 136H183V134H182ZM141 137H143V140ZM168 137L171 139H169ZM168 137L166 138V140L168 139V141H166L167 142L166 144H167V147L169 145L171 146V144H172L170 149H169L170 146L168 147L167 150L166 149H158V147L160 146V139L158 141L159 137L157 135V137H155L156 146H155L154 150H152V152H154V153L150 155L149 159L140 160L142 158H139V159L137 158L138 160L133 159L132 160L133 163L132 162L130 163L129 162L130 159H128L129 157H127L126 158L128 160L127 162H126L125 158H123V162H121V163L126 162L127 164H131L132 166H136V167L139 165L137 168L140 167L139 169L141 171V174H143V176H144V177L143 176L142 177L145 179L147 178L145 180V183L148 182V184H146V187H147V189H149V191H146V192H149V201L152 200L151 202L146 203L147 206H146V204H144L145 206L143 205L144 210L147 211V212L145 211V213H147L146 215L151 218V222L148 219L149 217L146 218V216H144L145 215L144 211H143V214H141L143 217L139 216V218L141 219L140 220L141 223H140V221L139 222L137 221L139 219L138 216H136V215L133 216L134 214H131L132 215L131 216L132 222L128 219V218H130V216H128L127 219L129 220V225H128V221H127V223L125 222L126 221V219H125L124 220V226H122L123 232L121 230L118 231L119 234L117 236H120L119 237L120 238V242H119L120 247H121V245L126 243L127 245H124V246H127L128 251L133 252L134 256L136 255L135 257L134 256L131 257L132 259H129L130 261L128 260V262H126L127 264H155V263L159 264L158 262H160V261L161 262L164 261L163 262L164 264L168 263L167 260L169 258V255L167 256V254L170 253V249L166 246L168 244L167 240H166V238H163V237L157 238L155 233H154V229H153V228H155L154 227L155 222L153 221V218L155 217L154 212L156 213V210L154 211V207H155V209L157 208L156 202H155L156 201L155 198L157 197V191L155 188V180H156V185L159 187L158 193H161L162 195L168 196V192L170 194H173V193L177 194L178 189L176 188V186H178L179 183L183 182V179L179 180L180 176H183V175L188 176V173L193 172L195 174L198 171H199L198 173L201 172V174L206 173V172L207 173L208 172H211V173L214 172L216 174V172L218 173L219 171H221L220 169H222L219 166L216 167L214 165L210 166V165H206L204 163H201L200 161L196 160L195 156L187 158V156H186L187 154H185V153H186V151L189 150V147L186 146L185 144L184 145L181 144L180 147H179V145L178 146L176 145L179 148L183 147L182 148L183 150L181 149V151L179 150V148L176 149L177 151H179V152H177L178 155H176L177 154L175 152L176 150L174 148H173L174 151L172 150V147H175L173 145V144H175L173 141L176 140V139H172V138H175V136H173V133H169ZM248 137H249V139H248ZM258 138H259V140H258ZM234 139H236V140H234ZM171 140H172V142H171ZM155 142L154 143H148V144L149 145L151 144V146H154ZM169 142H171V143H169ZM152 144H154V145H152ZM47 146H48V150L50 149V146L52 148V145H50V144H48ZM240 147H241V145H240ZM167 151L169 152L170 156H167V153H168ZM173 152H175V154ZM146 153H145V155L149 154V153H147V154ZM158 157L166 158L167 161H166V159L162 161V159L160 160V158H158ZM101 158L104 159L105 157H101ZM151 158H153V159H151ZM135 160H137V162ZM138 161H139V163H138ZM48 162H49V160L46 161L47 170H48V172L46 174H47V176H48V174L50 175V177L48 176L49 178L47 177L48 181L50 180L49 182L52 185V187H56V185H54V182L51 181V179L56 180V181H58V180L60 181L63 178V180H61L63 185L61 184V181L60 182L58 181L62 186L60 189L57 188L58 190H60V192L58 194L60 195V197H62L63 195H65L64 197H66V195H67V197H69L68 199H67V197L66 198L63 197V199H62V200L65 199L64 200L65 203L68 204V205H66L69 208L68 209L66 207L67 208L66 210L68 211V215H69L70 219L72 218V220L80 221L78 215L75 214V212L70 211L69 206H70V203H72V200H71L72 195L70 193H69V195H68V193L65 194V192H64L65 191L64 182L67 183V180H65V178H64L65 175H62V174L60 175V172H57L58 170L57 171L54 170L53 167L51 168V166L49 165ZM4 170H5V172H4ZM223 170H225V168ZM53 171H55V173ZM227 171H230V170L228 169ZM56 172L58 173V175L56 174ZM228 173H231V172H228ZM31 174H33V175H31ZM61 176H63V177H61ZM246 176H249V178H246ZM56 177L58 178V180ZM258 177H260L259 180H258ZM149 180L151 182L152 181L153 182L151 183ZM33 182H35V183H33ZM12 184H13V186H12ZM6 186H7V189L5 190ZM63 186H64V188H63ZM68 186H70L69 183H68ZM3 187H5V188H3ZM41 188L42 189L45 188V189L42 190ZM20 192H22V193H20ZM246 194H245V196H247ZM66 199H67V201H66ZM182 200H183V197L182 198L178 197L177 199L172 200V204H173L174 209L176 208V205H181V206H183L184 204L186 205L185 200H183V201ZM42 201H43V199H42ZM149 203H150V205H149ZM30 204L31 203H25V205H28V206H27V210L22 215L23 216V223L22 224L25 227L28 226L29 228H31L33 226L34 229H40V228L42 229L45 226L44 224L46 222V218L47 217L49 218L47 210H45V208H43V205H38V204L34 203L35 206L37 207L36 209H38L40 211L39 213H42L44 210L46 211L45 212L46 215L42 214L43 216H45L44 218L38 217L37 219L34 220L31 218V214H30L33 210L29 209V206L32 207L34 204H32V205H30ZM72 205H74V203H72L71 206ZM157 205H160L158 201H157ZM54 206H53V208H55ZM257 206H258V203H256L255 207H257ZM50 207H52L51 203H50ZM183 207H185V206H183ZM0 209H1L0 210V264H29L25 255L21 252L19 244H17V242H16L17 240H15L16 237L14 236L15 237V239H14V237L11 235L12 233L10 234V232H9L10 230L6 229L8 227L7 223H6L7 220L5 217L4 218L2 217L3 215H2V206L1 205H0ZM56 211L57 210H55L54 213H56ZM69 211H70V213H69ZM148 211L150 212L151 215L148 214ZM134 217H136V218H134ZM29 218H31V219H29ZM26 219H27V221H26ZM56 219L57 218L55 217L54 220H56ZM145 219H146V221H145ZM147 219L149 222L147 221ZM133 220H134V222H133ZM143 220L146 223L145 225H144V223H142V222H144ZM35 224H37V225L35 226ZM131 224L133 225V228H132ZM134 224H136V225H134ZM68 225L66 226L67 229L63 225H62L63 227L61 226V229L64 231V233L62 232V235L64 237L62 236L60 238V240L62 239L61 241H59L60 243L63 242L65 247L75 249V248L79 247L77 245L78 243H80V242H77V240H79V241H81V243L79 244L80 246H82L83 243H84V245L88 244L89 246H91L92 249H95V250L97 249L96 251L102 252V254L105 256L104 257V264H110V262H111L110 258L111 257L109 258V252L108 251H110L109 249L111 247L105 248V247H102L101 244H97V243L95 244V242L93 245V243L88 241L87 237L82 236L79 233H77V231H75V229L73 228L74 227L73 224H72L73 226L71 224H68ZM137 225H139L138 227L140 230L137 229L138 231L137 230L135 231ZM143 225L146 226L145 228H147V226H148V228H150V229L147 228L145 230ZM149 225H151V227ZM258 226L259 225H255L254 228L251 230V232H249L250 234L247 235V237L252 242L255 241L254 244H256L260 240L256 245L261 246L262 249H264V239H261L259 237L260 233H258V231L260 232V229ZM127 228H129L128 231H127ZM71 229L73 232L72 231H70V232H71V234H73V236L75 238H76L75 234L77 235L76 239L72 236L76 240V242H75V240H73V242H75L76 244L72 242L73 238L71 237V235H68V234H67L68 236L66 235V232L69 233V230H71ZM130 229H132V230L130 231ZM148 230H150V231H148ZM145 231H147V233H145ZM74 232H75V234H74ZM127 232H129V233H127ZM149 232H150V234H148ZM65 236H66V238H65ZM257 236H258V238H257ZM80 237L82 239H80ZM65 239H67V241ZM70 240H71V242H70ZM112 242L110 240L109 244ZM112 244L115 245V246H112L113 249L117 250L119 253L122 252L120 247H118L119 246L118 244H117V246L115 243H112ZM70 245H74V246H70ZM55 246H57V245L53 244V243L52 244L49 243L48 244V247H49L48 250H50L51 248L54 249ZM93 246L94 247L96 246V247L94 248ZM99 246H100V248H99ZM101 249H102V251H101ZM159 251L160 252L162 251V252L160 253ZM174 251L175 252H183V251H181L180 248H179V250L177 249V251L176 250H174ZM104 252H106V253H104ZM157 252H158V255L156 256ZM166 252H168V253H166ZM159 253H160V255H159ZM163 254H164V258L162 256ZM63 255H64V253H63ZM111 255L113 256V259L115 261L117 258L114 256L115 255L114 251L112 252ZM161 256L163 259L161 258ZM138 258H140V259H138ZM154 258H156V261H154L155 260ZM62 260L64 262V259H62ZM106 260H108V261H106ZM77 262H75L74 264H80L79 262L78 263ZM163 263H161V264H163ZM90 264H97V262L91 261Z\"/></svg>", "mask_w": 264, "mask_h": 264}]
</instances>
